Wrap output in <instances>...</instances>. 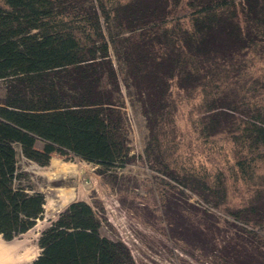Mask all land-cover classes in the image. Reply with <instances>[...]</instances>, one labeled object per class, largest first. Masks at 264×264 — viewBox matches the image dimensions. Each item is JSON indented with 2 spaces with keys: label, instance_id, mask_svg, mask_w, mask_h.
<instances>
[{
  "label": "trees",
  "instance_id": "16d2710c",
  "mask_svg": "<svg viewBox=\"0 0 264 264\" xmlns=\"http://www.w3.org/2000/svg\"><path fill=\"white\" fill-rule=\"evenodd\" d=\"M111 45L142 99L146 153L203 206L183 196L168 204L172 232L218 264H264V0H0L1 239L44 212L18 153L40 166L53 152L72 154L100 174L132 161ZM173 85L200 105L194 134L169 147ZM101 227L89 204H69L30 264H137Z\"/></svg>",
  "mask_w": 264,
  "mask_h": 264
},
{
  "label": "rangeland",
  "instance_id": "374dc122",
  "mask_svg": "<svg viewBox=\"0 0 264 264\" xmlns=\"http://www.w3.org/2000/svg\"><path fill=\"white\" fill-rule=\"evenodd\" d=\"M101 23L107 39L109 40L110 35L116 38L120 30L107 25L103 20ZM110 59L120 86L119 104L126 118L132 161L124 167H118L113 173L100 174L97 166L72 154L53 152L49 164L40 166L18 153V170L27 174L23 184L30 186L33 191L41 192L47 206L29 232L14 239L26 249L40 253L37 241L41 232L69 204L83 201L102 220L101 235L125 243L137 264H218L212 257L205 255L204 250L178 239L168 225V204L181 205L177 199L182 200L184 197L190 204L198 205L196 207L200 210L203 206L189 192L180 195L172 187L173 184L168 183V179L157 171L152 158L146 153L149 130L142 111V99L127 78L123 63L112 45ZM254 67L257 70L256 65ZM4 87L5 82L0 80V99L3 97ZM170 93L177 108L174 113L176 128L174 132L168 131L166 142L163 141L169 147L178 142L182 144L189 132L194 134L190 125L198 117L200 105L198 99H191L174 85ZM211 146L212 144L209 145V150ZM35 147L41 150L43 142L37 140ZM202 154L196 160L204 163ZM190 218L193 219V215ZM35 226L41 227V231H32ZM37 233L39 235L34 239Z\"/></svg>",
  "mask_w": 264,
  "mask_h": 264
},
{
  "label": "bare ground",
  "instance_id": "6f19581e",
  "mask_svg": "<svg viewBox=\"0 0 264 264\" xmlns=\"http://www.w3.org/2000/svg\"><path fill=\"white\" fill-rule=\"evenodd\" d=\"M69 194L72 196L71 192ZM46 206L47 204L44 205V208ZM32 231H41V227L35 226ZM38 235L37 233L34 239H37ZM38 255V251L26 249L22 243L17 242L15 239L11 242H6L0 237V264H30Z\"/></svg>",
  "mask_w": 264,
  "mask_h": 264
},
{
  "label": "water",
  "instance_id": "95a60500",
  "mask_svg": "<svg viewBox=\"0 0 264 264\" xmlns=\"http://www.w3.org/2000/svg\"><path fill=\"white\" fill-rule=\"evenodd\" d=\"M11 241V240H10ZM10 241H7V242H10Z\"/></svg>",
  "mask_w": 264,
  "mask_h": 264
}]
</instances>
